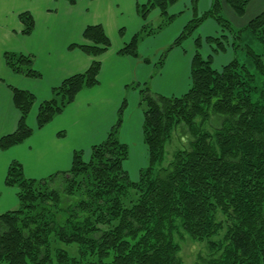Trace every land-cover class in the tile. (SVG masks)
<instances>
[{"label":"trees","instance_id":"trees-1","mask_svg":"<svg viewBox=\"0 0 264 264\" xmlns=\"http://www.w3.org/2000/svg\"><path fill=\"white\" fill-rule=\"evenodd\" d=\"M64 1L71 6L76 2ZM177 1L149 0L136 9L143 20L159 10L166 26L174 20L167 10ZM250 1L226 0V4L241 18ZM191 2L194 10L198 0ZM18 18L21 34L29 35L32 17L21 13ZM207 19L223 33L205 39L212 51L206 59L200 55V40L194 41L186 94L164 97L146 87L140 90L147 166L136 182L124 169L128 148L117 138L125 102L106 139L92 146L87 161L81 151L75 152L68 171L39 181L25 179L19 163L9 165L4 183L16 188L18 208L0 215V264H182L174 232L202 242L217 236L223 226L218 246L207 241L219 256L203 264H264V11L237 29L222 14L219 0H213L210 9L199 18L194 15L163 52L159 65ZM153 34L142 26L118 55L138 58L139 42ZM82 39L87 44L70 48L93 58L110 48L100 25L87 26ZM226 47L235 57L220 70L213 69V54L224 53ZM2 59L14 74L40 78L30 56L5 52ZM99 72L100 63L94 61L86 72L54 88L52 98L39 105L36 129L62 113L80 91L96 86ZM10 90L20 118L17 129L0 138V151L32 135L26 118L35 98ZM211 115L219 126L207 132L203 127ZM180 125L190 135L189 147L162 167L165 144ZM217 213L225 221L217 222ZM52 239L76 246V255L51 248Z\"/></svg>","mask_w":264,"mask_h":264},{"label":"crops","instance_id":"crops-1","mask_svg":"<svg viewBox=\"0 0 264 264\" xmlns=\"http://www.w3.org/2000/svg\"><path fill=\"white\" fill-rule=\"evenodd\" d=\"M148 1L76 0L71 6L64 0H0V138L12 134L20 118L10 89L28 92L35 98L26 118L32 135L22 144L0 151V215L18 208L17 190L4 183L12 162L19 163L24 177L31 180L68 171L75 152L81 151L83 158H89L90 148L106 139L116 122L118 109L125 102L126 111L117 135L123 144L130 103L133 111L140 98L137 90L129 91V85L150 83L153 93L164 97L186 94L196 39L182 42L165 55L162 65L159 63L161 48L168 45H162V38H169L177 31L181 33L188 23L190 0H178L168 8L167 15L174 20L157 34L140 41L138 58L118 55L142 26L149 27L151 22L158 21L159 27L165 24L166 20L162 22L157 9L152 10L145 20L139 16L137 4L144 5ZM219 2L222 14L237 29L264 11V0H251L243 17L239 18L227 6L226 0ZM197 3L200 14H203L209 10L213 0H198ZM21 13H29L32 17L33 29L29 35L21 34L23 26L18 18ZM94 25L102 26L110 48L97 58L84 54L78 48L71 49L73 45L87 44L82 39L83 31ZM218 30L212 21L202 23L201 32L205 39L218 38L214 37ZM202 50V58L211 56L207 49ZM5 52L32 57V69L40 78L32 79L11 72L2 59ZM94 61L100 63L98 84L80 91L62 113L37 130L39 105L52 98V90L63 80L86 72ZM139 111L136 115L138 123L132 130L143 141V114Z\"/></svg>","mask_w":264,"mask_h":264},{"label":"rangeland","instance_id":"rangeland-1","mask_svg":"<svg viewBox=\"0 0 264 264\" xmlns=\"http://www.w3.org/2000/svg\"><path fill=\"white\" fill-rule=\"evenodd\" d=\"M197 6H198V3H196L195 9H194L195 11H194L193 10L194 7H193L192 2L190 0V7L187 9V11L190 12V18H188L189 20H187L188 23L194 18V15H195V18H199L204 14V13L200 14V10H198ZM194 12H195V14H194ZM162 19H163L162 22H164L166 20V17L163 16ZM208 20L214 22L211 19H207V21ZM158 23H159V21L158 22H151L148 29H150L153 33L157 34L165 26L164 25L161 28V30H159L158 28H159L160 23L159 24ZM201 28H202V23L195 29V31L190 35V37H188L186 40L183 41V44L185 41L195 40L198 37H201V38H199L200 45H201L199 48L200 53L201 52L203 53L202 49H204V50L207 49L208 55L210 53L212 54L210 45L205 41V38H203L204 34L201 32ZM222 33L223 32L219 28L218 33H216V35L214 37H219L220 35H222ZM179 35H180V32L177 31V32H175V34H173V36H171L169 38H162V45H164V44H168V45L166 47L163 46L161 48V56L163 55V52L169 46L172 45L174 40ZM139 44H140V42H139ZM193 46L195 47L194 44H193ZM217 54H219V55L213 54V57L216 55L215 56L216 58L215 57H214L215 59L212 58L213 60L211 63V67L215 70H220L224 65H226L228 62H230L235 57V54L233 53V51L231 50L230 47H226L225 53H217ZM219 56H222V57H219ZM203 59H206V58H203ZM149 84H144L141 86H138L136 84L129 85V91L132 92L133 90H135V91L137 90L138 94L140 96L139 101H138V106L136 108H134L133 111L131 110L132 107H131V103H130V107H129L130 109H129V114H128V120L129 121L125 127L126 129L124 130V133L122 136L123 144H125L128 148V160L124 163V169L127 172L128 176H129V180L131 182H136L138 180L140 171L147 166L146 147L144 145V142L138 139L136 134L133 132L132 128L136 127V124L138 123V118L136 117V115L138 114V111L140 110L139 112L141 113V115L144 111V106L140 103V100H141L140 90L142 88L146 87L147 89H149V91L152 94H155V93H153L154 92L153 88H151ZM178 95H181V94H178ZM125 111H126V108H125L124 112ZM213 117L214 116L211 115L210 120L203 127V129L206 130L207 132H211L214 128L219 126L218 120H216V118H213ZM122 120H123V117H122ZM190 141H191L190 135L188 134L187 128L184 125H180L176 129H174L171 132L169 140L165 144L164 161L161 164V166L165 167L169 163H171V161L173 160V157L177 151H182V150L188 149ZM87 159L88 158H83L84 161H86ZM161 166L159 165L158 168H161ZM23 177H24V174H23ZM24 178L27 180H31V179H28L26 177H24ZM46 178H44V179H46ZM42 179H38L36 181H39ZM14 189H16V188H14ZM133 195L134 194H132V196ZM216 220H217V222H223V221H225V217H223L220 213H217ZM224 231H225V226H223L222 231L217 236H214L210 240H205L202 242H198V241L196 242V241L190 239L182 231L174 232L173 233V240H174V243H176L178 248H179V252L177 255H178L181 263L182 264H203V262L206 260H209L212 258H217L219 256V251L218 252L212 251L210 249L207 241L213 242L216 246H218V244H219V242L223 236L222 232H224ZM51 242H52L51 248L62 249L64 251L68 252V254L71 256H75L77 253V248L74 245L73 246L72 245L71 246H64V245L56 242L55 239H52Z\"/></svg>","mask_w":264,"mask_h":264}]
</instances>
